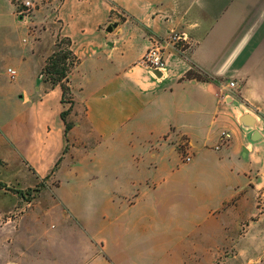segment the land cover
Instances as JSON below:
<instances>
[{"label":"crops","instance_id":"1","mask_svg":"<svg viewBox=\"0 0 264 264\" xmlns=\"http://www.w3.org/2000/svg\"><path fill=\"white\" fill-rule=\"evenodd\" d=\"M108 1L125 16L111 31L102 27L111 6L96 13L73 5L59 15L58 32L80 59L69 73L64 159L83 165L66 174L76 200L61 209L77 238L48 264H246L262 256L264 0ZM50 35L53 46L57 32ZM157 38L165 41L160 76L139 63ZM189 70L206 79L185 77ZM43 85L0 99V109L15 108L0 127L11 145L22 120L37 122L28 139L34 160L63 147L61 108L52 123L37 113L39 104L60 103V88ZM222 131L231 135L225 144Z\"/></svg>","mask_w":264,"mask_h":264},{"label":"rangeland","instance_id":"2","mask_svg":"<svg viewBox=\"0 0 264 264\" xmlns=\"http://www.w3.org/2000/svg\"><path fill=\"white\" fill-rule=\"evenodd\" d=\"M25 1L31 3L28 8L25 7ZM98 1L0 0V99L5 100L7 92L17 98L22 91L34 94L37 89H46L39 70L55 48L50 34L57 32V36L65 37L58 32L62 25L59 17L62 8L65 11L73 5L83 7L86 4L98 13L104 5L111 6L108 19L102 27H114L124 19L125 16L113 2ZM65 46L62 42L61 47ZM50 49L52 51L47 55ZM8 68L15 70L14 78L10 77ZM24 96L27 97L26 105H20V111L28 113V95ZM50 101L53 100L50 98ZM67 106V103L61 102H51L48 106L43 103L38 105L37 113L43 115L47 123H52L55 109L63 110ZM14 109L11 105H4L0 109V127ZM70 113L66 115V121L73 124ZM34 126H37L34 119L22 120L17 129L19 142L13 145L0 135V264H48L53 250L63 242L73 243L77 238L75 228L70 227L74 226L73 222L65 220L61 209L64 207L62 202L69 204L76 200V195L70 189V178L66 174L71 169L81 168L83 163L70 160L69 157L64 159L69 142L63 136V147L59 154L52 157V153L43 152L45 155H40V159H31L34 147L30 146L28 139ZM175 145L183 159L186 142L180 140ZM64 147L66 152L62 154ZM36 150L43 151L39 147ZM61 154V159L55 164ZM85 169L91 174V166ZM62 227L68 230L60 238L51 236L52 232L61 231ZM226 256L233 255L227 251ZM245 260L246 264H264V254Z\"/></svg>","mask_w":264,"mask_h":264},{"label":"trees","instance_id":"3","mask_svg":"<svg viewBox=\"0 0 264 264\" xmlns=\"http://www.w3.org/2000/svg\"><path fill=\"white\" fill-rule=\"evenodd\" d=\"M62 42L66 44L64 48L61 47ZM79 62V57H77L71 49V39L69 37L62 38L58 35L56 37L54 50L45 58L39 70V75L43 77L44 82L49 83L51 87L58 86L60 88V102L62 104H68V106L59 113L60 119L64 124L63 137L65 140H67V132L72 126V123L66 121V115L71 112L74 103L69 83V73ZM185 77L206 79L201 74L192 70L187 71ZM65 152L66 147L63 148L62 154ZM62 154L58 157L55 164L61 159ZM0 185H2L1 182ZM37 189L38 188H35V190Z\"/></svg>","mask_w":264,"mask_h":264},{"label":"built area","instance_id":"4","mask_svg":"<svg viewBox=\"0 0 264 264\" xmlns=\"http://www.w3.org/2000/svg\"><path fill=\"white\" fill-rule=\"evenodd\" d=\"M25 7L28 8L31 3L30 1H25L24 2ZM173 40H183L184 41V34L183 33H173L170 37ZM162 42H165L163 39H154L151 43V45L146 49L145 53L139 60V63L146 67V69L151 72L154 75V71L157 70L161 74L164 72L166 69V62L164 58V48H165V43L163 44ZM8 72L10 73V77L14 78L15 77V70L8 68ZM231 86L234 85V82L229 83ZM231 135L227 131H222L220 133V144H225L228 142L230 139ZM184 155H183V161H189L191 158V155L188 152V148L185 147L184 150Z\"/></svg>","mask_w":264,"mask_h":264},{"label":"water","instance_id":"5","mask_svg":"<svg viewBox=\"0 0 264 264\" xmlns=\"http://www.w3.org/2000/svg\"><path fill=\"white\" fill-rule=\"evenodd\" d=\"M111 30H112V26H107V27H106V31H111ZM154 73H155L157 76H160V75H161V73H160L159 71H157V70H155ZM246 118H247L249 121L251 120L250 117H248V116H247Z\"/></svg>","mask_w":264,"mask_h":264}]
</instances>
